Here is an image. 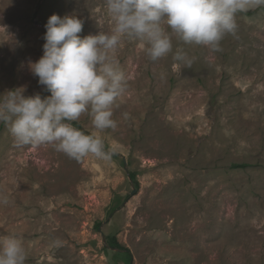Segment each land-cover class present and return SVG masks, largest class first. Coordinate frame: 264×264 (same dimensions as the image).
Wrapping results in <instances>:
<instances>
[{
    "label": "rangeland",
    "instance_id": "obj_1",
    "mask_svg": "<svg viewBox=\"0 0 264 264\" xmlns=\"http://www.w3.org/2000/svg\"><path fill=\"white\" fill-rule=\"evenodd\" d=\"M53 14L82 19L81 38L111 32L106 0H0V95L46 91L27 63L43 55ZM237 24L218 52L173 36L153 61L140 41L122 43L127 87L116 127L100 133L108 160L17 147L0 123V237L22 240L25 264H264V8ZM71 123L96 131L88 114Z\"/></svg>",
    "mask_w": 264,
    "mask_h": 264
},
{
    "label": "clouds",
    "instance_id": "obj_2",
    "mask_svg": "<svg viewBox=\"0 0 264 264\" xmlns=\"http://www.w3.org/2000/svg\"><path fill=\"white\" fill-rule=\"evenodd\" d=\"M106 6L110 33L81 38L84 21L77 15L48 18L43 55L29 60L27 68L50 95H26V85L0 95V123L8 126L17 147L53 145L75 160L110 159L100 133L116 127L112 108L127 87L116 55L122 43L140 41L153 61L172 52L173 36L218 52L226 35L236 37L237 14L264 8V0H106ZM173 59L191 66L194 58L177 49ZM83 114L91 116L92 134L71 123ZM0 203L7 198L0 197ZM26 259L21 239L0 237V264H25Z\"/></svg>",
    "mask_w": 264,
    "mask_h": 264
},
{
    "label": "trees",
    "instance_id": "obj_3",
    "mask_svg": "<svg viewBox=\"0 0 264 264\" xmlns=\"http://www.w3.org/2000/svg\"><path fill=\"white\" fill-rule=\"evenodd\" d=\"M72 124L75 126H78V128H80L78 124H75V123H72ZM85 134H88V133H85ZM113 157H117V155H114ZM243 167H246V165H232V168H243ZM129 178L131 179V181H133L134 186L137 187L138 184L135 180V174L132 172L129 173ZM119 205H120V199L116 198L111 211L113 212L114 210H116V208L119 207ZM99 226H100V223H98L96 225V227H99ZM108 244H109V246H108L109 248L117 250V252L115 253L116 258H118L119 255L125 254V257L127 259L126 263L130 262L131 255H130L129 251L127 249H125L124 247L120 246L114 237L110 239Z\"/></svg>",
    "mask_w": 264,
    "mask_h": 264
},
{
    "label": "water",
    "instance_id": "obj_4",
    "mask_svg": "<svg viewBox=\"0 0 264 264\" xmlns=\"http://www.w3.org/2000/svg\"><path fill=\"white\" fill-rule=\"evenodd\" d=\"M46 92H47V91H45L44 93L40 94L41 97H42L43 95H45ZM127 175H128V177H129V173H128V171H127ZM135 193H136V188H135V186L132 184V192H131V195H134ZM130 264H131V263H130Z\"/></svg>",
    "mask_w": 264,
    "mask_h": 264
}]
</instances>
